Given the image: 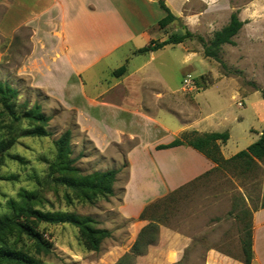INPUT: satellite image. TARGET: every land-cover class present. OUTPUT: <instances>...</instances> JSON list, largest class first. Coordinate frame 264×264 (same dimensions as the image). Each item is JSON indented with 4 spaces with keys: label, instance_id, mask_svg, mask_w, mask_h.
<instances>
[{
    "label": "rangeland",
    "instance_id": "obj_1",
    "mask_svg": "<svg viewBox=\"0 0 264 264\" xmlns=\"http://www.w3.org/2000/svg\"><path fill=\"white\" fill-rule=\"evenodd\" d=\"M167 5L179 20L162 30L168 35L182 34L186 30L194 34V37L183 42L182 48L168 47L166 52L169 89L191 99V105L181 109L180 118L173 114L166 115L169 128L174 129L176 123L190 116L198 120L207 115L211 108L221 115L233 116L242 112L246 117L241 118L244 120L236 127L233 125L235 121L229 119L233 127L219 129L232 128L233 131V138L225 148L226 155L229 150L239 152L246 149L256 141V133L264 129V0H168ZM233 12L238 13L244 25L233 38L234 44H226L221 49L224 67L221 62L204 56L202 44L209 42L216 31L228 24ZM26 44V41L15 44L13 51L9 41L0 37V81L18 90L19 104L40 106L42 112L50 117L47 128L50 134L46 137H20L10 150L11 157L6 158L0 171V212L4 211L6 201L15 198L21 188L43 189L45 201L42 210L89 216L96 221L98 228L109 230L111 236L103 240L98 252H94L86 248L76 227L67 223H42L38 229L51 244L52 252L36 257L43 264H117L133 245L131 230L136 226V221L125 218L120 207L128 182L129 150L137 141H130L133 138L129 132L108 133L102 127L100 118H96L92 109L88 108L87 101L81 97L76 86L64 90L61 84L38 75L40 85L55 88L56 91L48 89V94H56L66 107H76L79 121L89 131L98 134L99 144L104 150L98 148L78 124L75 110L64 108L44 91L32 87L30 79L20 74L30 54L31 47ZM141 60L142 55L137 56L135 62ZM108 70L107 63H102L89 75V94L106 90L108 85H111V89L115 87L113 85L117 78L111 76ZM186 77L197 80L198 91L182 90V81ZM119 90L115 88L112 93ZM22 127L27 125L23 124ZM66 130L72 134V157L77 159L76 166L83 173L118 170L113 196L87 204L79 202L63 188H42L48 163L56 153L55 141ZM133 156L136 157L137 152ZM142 177L141 167H138L136 185H142ZM67 194L71 195V200ZM262 203L264 160H256L250 168H220L185 185L166 202L155 207L154 215L160 216V227L189 234L196 240L188 250L187 257L178 264H203L209 248L235 252V240L244 235V227L250 224L249 212ZM22 244L23 249H27L31 241L24 240ZM131 264H151V261L136 258Z\"/></svg>",
    "mask_w": 264,
    "mask_h": 264
},
{
    "label": "crops",
    "instance_id": "obj_2",
    "mask_svg": "<svg viewBox=\"0 0 264 264\" xmlns=\"http://www.w3.org/2000/svg\"><path fill=\"white\" fill-rule=\"evenodd\" d=\"M164 16L158 0H0V37L9 41L13 51L15 44L25 41L31 47L20 74L30 79L32 87L44 91L61 104L56 94L47 93L48 89L56 91L55 88L40 85L38 75L61 84L64 90L76 86L108 133L129 132L133 138L130 141H137L129 150L128 182L120 207L125 218L136 221L131 230L133 243L149 223L139 219L148 204L184 187L215 167L190 146L167 149H157V146L169 144L186 131L200 134L228 131L230 138L221 144V151L225 158H230L238 153L229 150V154H225V148L233 138L232 128L220 130L219 127H236L246 117L242 112L233 116L221 115L211 108L198 120L190 116L176 123L174 129L169 128L166 115L180 118L181 109L191 105L189 96L169 89L166 78L167 49L182 48L183 43L137 53L152 40L162 42L168 38L169 35L158 26V21ZM141 55L142 60L135 62ZM184 57L187 59L188 55L185 53ZM102 63H107L111 76L123 65L127 71L123 76L115 77L113 89L108 85L106 90L89 94V75ZM115 88L120 90L112 93ZM62 106L76 111L80 127L98 148L104 150L99 144L98 134L89 131L79 121L76 107ZM229 119L235 123L230 124ZM262 130L256 133L257 139ZM135 152L136 157L133 156ZM138 167L142 170V185H136ZM195 241L189 234L162 226L158 242L149 246L147 253L137 259L148 258L151 264H178L187 257ZM234 245V253L209 248L203 264H244L239 236ZM252 249L254 257L251 264H264V208L252 213Z\"/></svg>",
    "mask_w": 264,
    "mask_h": 264
},
{
    "label": "trees",
    "instance_id": "obj_3",
    "mask_svg": "<svg viewBox=\"0 0 264 264\" xmlns=\"http://www.w3.org/2000/svg\"><path fill=\"white\" fill-rule=\"evenodd\" d=\"M158 4L165 13V16L158 21L160 29H165L179 20L164 0H158ZM243 25L244 22L240 20L238 13L233 12L228 24L216 31L209 42H203L204 56L221 62L225 67L220 57L221 49L226 44H234L233 38ZM192 37H194V34L189 30L182 34L171 33L162 42L152 40L148 46L137 50V53L157 51L167 45L183 43ZM126 71L127 68L123 65L114 70L112 75L119 78ZM195 82L199 86L197 80ZM262 98L264 99V91H262ZM18 101V90L9 83L0 81V171L6 158L11 157L10 150L20 137H46L50 134L47 129L50 117L42 112L40 106L34 104L32 107H28L27 103L19 104ZM23 124H26L27 127H22ZM229 138L228 131L203 134L197 131H186L169 144L157 146V149L186 145L203 154L215 164V167L200 178L220 168L230 166L236 169L250 168L255 165L256 160H264V129L259 138L246 149L239 151L230 158H225L221 151V144H225ZM71 140V131L66 130L55 141L56 153L48 163L42 188H53L55 190L63 188L79 202L87 204H93L98 199H108L113 196L118 170L108 169L93 171L88 174L83 173L76 166L77 159L72 157ZM180 189L148 204L144 208L139 219L148 220L149 223L140 231L131 249L118 260L117 264H131L138 256L145 255L149 246L158 242L160 216L154 215V208L160 203L166 202ZM42 191L43 189L28 190L21 188L15 198H9L6 201L4 211L0 212V264H43L36 255H48L52 250L51 244L38 229V226L42 223H67L76 227L86 248L94 252H98L103 240L111 236L109 230L98 228L96 221L89 216L42 210L41 207L45 201ZM67 198L72 199L69 194H67ZM261 208H264V203L249 212L250 224L244 227V235L240 238L244 264H251L254 257L252 249V213ZM24 240L31 241L30 248L23 249L22 242ZM20 244L21 246H19Z\"/></svg>",
    "mask_w": 264,
    "mask_h": 264
},
{
    "label": "built area",
    "instance_id": "obj_4",
    "mask_svg": "<svg viewBox=\"0 0 264 264\" xmlns=\"http://www.w3.org/2000/svg\"><path fill=\"white\" fill-rule=\"evenodd\" d=\"M182 90L184 92H193L195 90L198 91L197 84H196L195 80L193 79V77H186L183 79ZM239 105H241V104H239Z\"/></svg>",
    "mask_w": 264,
    "mask_h": 264
}]
</instances>
